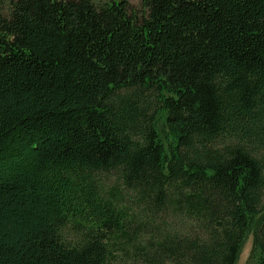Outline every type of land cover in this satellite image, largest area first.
<instances>
[{
  "label": "trees",
  "instance_id": "trees-1",
  "mask_svg": "<svg viewBox=\"0 0 264 264\" xmlns=\"http://www.w3.org/2000/svg\"><path fill=\"white\" fill-rule=\"evenodd\" d=\"M0 0V264H264V0Z\"/></svg>",
  "mask_w": 264,
  "mask_h": 264
},
{
  "label": "rangeland",
  "instance_id": "rangeland-1",
  "mask_svg": "<svg viewBox=\"0 0 264 264\" xmlns=\"http://www.w3.org/2000/svg\"><path fill=\"white\" fill-rule=\"evenodd\" d=\"M95 3H102L106 0H93ZM131 7L136 10V11H141L142 9V2L141 0H128ZM251 245H252V239L250 238L248 240V242L246 243V245L244 246V249L242 251V254L240 256V259L238 261L237 264H246L247 263V259L249 257V253H250V250H251Z\"/></svg>",
  "mask_w": 264,
  "mask_h": 264
}]
</instances>
